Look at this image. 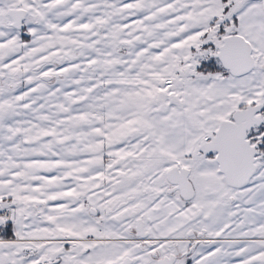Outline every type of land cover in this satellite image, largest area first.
Returning a JSON list of instances; mask_svg holds the SVG:
<instances>
[{
	"label": "snow or ice",
	"instance_id": "snow-or-ice-1",
	"mask_svg": "<svg viewBox=\"0 0 264 264\" xmlns=\"http://www.w3.org/2000/svg\"><path fill=\"white\" fill-rule=\"evenodd\" d=\"M0 264H264V0H0Z\"/></svg>",
	"mask_w": 264,
	"mask_h": 264
}]
</instances>
